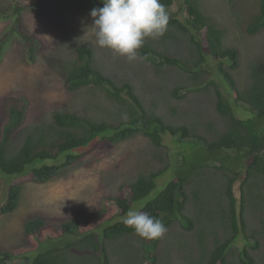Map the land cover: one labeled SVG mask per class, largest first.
Instances as JSON below:
<instances>
[{"label":"trees","instance_id":"trees-1","mask_svg":"<svg viewBox=\"0 0 264 264\" xmlns=\"http://www.w3.org/2000/svg\"><path fill=\"white\" fill-rule=\"evenodd\" d=\"M183 2L186 20L169 11L174 0H161L169 14L167 29L157 39H146L140 49V57L155 66L181 71L187 81L189 79L192 82L191 85L175 86L174 96L178 97V92L182 89L185 92L181 96L191 92L211 94L222 125L205 123L209 128L203 135L195 127L189 128L184 123L165 118L145 105L131 81L121 82L115 75L107 73L105 68L97 64L93 49L89 45L79 44L75 47L73 62L65 64L67 89L73 93L84 88L101 90L109 100L118 105L119 115L122 117L111 121L77 111L56 110L51 121L44 120L26 126L27 107L12 101L0 136V171L13 177L28 173L35 182L46 183L64 168L81 161L94 147L115 145L138 135L148 138L156 147H164V134L171 133L177 141L188 143L195 149L193 166L185 174L178 171V178L169 181L155 198L140 207L141 211L162 219L167 229L176 222H180L186 231L197 227L203 253L196 264H231L228 252L237 248L242 264H255L250 249L254 247L253 241L260 242L258 233L264 238V230L248 234L246 210L249 202L254 205L264 204V58L252 62L245 81L235 77L234 73L240 69V49L228 43L224 30L205 13L201 0ZM7 3L10 8L0 1V19L14 18L17 24L22 21L23 11L31 3L69 5L80 14H89L93 8L103 6L102 0H7ZM246 25L247 35L254 37L264 33V0H261L260 11L249 17ZM6 45L5 37L0 38V62L6 55ZM174 48L178 51L186 50L187 55L174 51ZM28 51L30 59H34L35 47H30ZM208 57L212 58L213 63ZM214 75L227 81L230 87L228 91L233 98L225 94L221 89L222 85L213 78ZM232 99L236 105L246 108L252 117L239 118ZM232 152L248 158V163L243 179L241 176L244 170L240 168L234 170L233 174L225 173L223 186L218 184L225 191L227 206L221 207L218 213L206 214L197 208L192 212L188 205L189 187L193 188L192 194H198L201 188V183L198 188V176L208 166L202 161L205 158L201 154L227 160ZM64 153H67L66 159L59 164L35 165L37 161L55 160ZM162 159L164 161L163 156ZM198 167L201 169L192 170ZM169 169V164L164 162L162 167H154L148 173L142 172L127 186H121L123 192L120 195H111L104 200L112 203L118 210L128 212L133 203L156 188L157 178ZM237 182L240 184V197L234 194ZM126 187L129 188V193ZM21 192L20 183L11 184L6 199L0 206V215L11 214L20 207ZM221 205L219 201V206ZM100 218L98 212H80L69 220L61 221L58 230L61 235L74 234L92 220L98 221ZM123 220L107 223L100 232L87 230L78 240L69 242L64 247L48 249L21 264H113L109 248L111 245L115 248L124 237L140 239L134 229L126 226ZM99 222L100 220L96 224ZM216 225L223 229L224 236L219 234ZM46 227L45 218L33 217L25 222L24 232L26 236L38 235ZM209 236H213V240L209 241ZM240 237L244 238V245L241 247L238 244ZM145 241L143 239L141 249L146 248ZM148 241L153 243L155 250L162 238L147 239L146 242ZM141 260L142 258L138 261L139 264H145ZM0 264H14V255L0 250Z\"/></svg>","mask_w":264,"mask_h":264},{"label":"rangeland","instance_id":"rangeland-1","mask_svg":"<svg viewBox=\"0 0 264 264\" xmlns=\"http://www.w3.org/2000/svg\"><path fill=\"white\" fill-rule=\"evenodd\" d=\"M0 1L10 8L7 0ZM201 3L205 13L224 30L228 43L240 49V69L234 75L245 81L252 62L264 58V33L254 37L245 33L246 22L260 11L261 0H201ZM168 9L186 20L183 0H174ZM5 18L0 19V38L5 37L7 44L6 55L0 62V136L12 101L27 107L26 126L44 120L51 121L56 110L77 111L111 121L122 117L118 105L101 90L84 88L73 93L67 89L65 64L73 62L75 47L79 44L89 45L93 49L97 64L105 68L107 73L115 75L121 82L131 81L145 105L165 118L184 123L189 128L195 127L203 135L209 128L205 123L213 122L217 126L223 123L215 110L211 94L191 92L181 96L185 92L182 89L178 97L174 96L175 86L192 83L189 79L187 81L183 72L155 66L141 58L128 61L108 48L99 47L95 42V28L90 13L80 14L69 5L31 3L23 11L20 23L17 24L14 18ZM32 46L35 47L34 59H30L28 51ZM177 52L187 55L186 50ZM208 59L213 63L211 57ZM213 78L222 85L225 94L233 98L228 91L230 87L227 81L217 75ZM232 103L239 118L252 117L246 108L236 105L234 100ZM163 141L164 147H156L148 138L138 135L115 145L94 147L81 161L64 168L46 183L35 182L28 173L13 177L0 171V206L12 183L22 186L20 207L11 214L0 215V250L11 252L14 264H21L48 249L64 247L78 240L87 230L100 232L107 223L125 219L127 214L104 200L106 197L120 195L123 192L121 186H127L140 173L162 167L164 162L169 164L170 169L157 178L156 188L132 204V209L141 211L169 181L178 178V171L185 174L193 164L195 149L188 143L177 141L171 133H165ZM230 154L227 160L201 154L205 158L202 161L208 166L198 176V188L201 183L198 194H192L193 188L189 187L188 205L192 212L197 208L206 214L218 213L221 207L227 206L225 191L218 184L223 186L225 173L233 174L234 170L240 168L244 170L243 179L248 163V158L238 156L236 152ZM66 156L67 153H64L55 160L37 161L35 165L59 164ZM198 169L201 168L192 170ZM238 183L234 194L240 197ZM126 189L129 193V188ZM80 212H98L101 215L100 222L96 224L99 220H92L80 232L61 235L59 223ZM33 217L45 218L47 227L38 235L26 236L24 224ZM246 218L248 234L264 230V204L249 202ZM216 227L219 234L224 236L223 229L219 225ZM197 229L195 227L194 230L186 231L180 222H176L168 228L155 250L151 241L146 242L147 239L146 248L141 249L142 238L124 237L115 248L113 245L109 247L112 263L139 264L142 258L145 264H196L203 253ZM259 234L260 242L253 241L254 247L250 251L255 264H264V238ZM208 240H213V236H209ZM243 241L244 238L240 237L239 247L244 245ZM210 245L209 242L208 248ZM126 253L129 255L126 256ZM228 256L231 264H242L238 248L230 250Z\"/></svg>","mask_w":264,"mask_h":264},{"label":"clouds","instance_id":"clouds-1","mask_svg":"<svg viewBox=\"0 0 264 264\" xmlns=\"http://www.w3.org/2000/svg\"><path fill=\"white\" fill-rule=\"evenodd\" d=\"M102 3V7L90 12L95 42L128 61L141 58L140 49L146 39H157L167 29L169 14L161 0H102ZM123 223L142 239H159L168 231L162 219L136 209L127 212Z\"/></svg>","mask_w":264,"mask_h":264}]
</instances>
